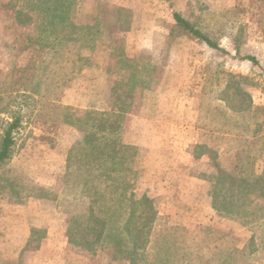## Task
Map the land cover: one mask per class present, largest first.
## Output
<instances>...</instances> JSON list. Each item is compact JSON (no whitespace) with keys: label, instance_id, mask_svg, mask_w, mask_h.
Instances as JSON below:
<instances>
[{"label":"rangeland","instance_id":"obj_1","mask_svg":"<svg viewBox=\"0 0 264 264\" xmlns=\"http://www.w3.org/2000/svg\"><path fill=\"white\" fill-rule=\"evenodd\" d=\"M68 1L69 22L79 29L65 23L55 36L49 14L60 0H0V136L6 122L20 123L13 156L0 169V243L23 206L45 219L54 203L61 217L68 214L67 223L71 218L69 228L91 218L90 228L101 211L119 208L134 166L132 152L119 151L118 140L141 114L133 105L143 90L158 91L162 82L177 101L190 98L197 106L159 111L173 124L196 122L206 130V172L224 170L253 190L251 183L264 178V0ZM121 10L130 12V25ZM176 15L219 49L183 31ZM69 32L74 41L63 38ZM257 193L248 195L250 205L262 207ZM185 198L158 195L161 218L156 213L141 235L149 243L136 264H264V209L255 206L250 222L196 209L194 197ZM118 212L126 225L128 216ZM139 222L134 218L130 229ZM83 231L74 230L79 264H132L117 257L112 244L96 243L95 231Z\"/></svg>","mask_w":264,"mask_h":264},{"label":"crops","instance_id":"obj_2","mask_svg":"<svg viewBox=\"0 0 264 264\" xmlns=\"http://www.w3.org/2000/svg\"><path fill=\"white\" fill-rule=\"evenodd\" d=\"M159 87L158 91L143 90L144 96L137 106L135 103L134 108L132 107L141 109V114L131 119L125 137L118 140L119 151L132 152L131 164L134 166V171H131L133 180L129 183L128 190L121 192L127 193L131 190L129 195H133L135 199L143 197L149 199L159 220L161 218L159 210L162 207L159 205L158 195L171 192L180 194V200L184 202H186L185 196L191 195L194 197L192 207L211 211L210 209L213 210L214 207L210 201L212 187L209 186L210 184L213 186L212 179L216 174L211 175L205 169L208 160L205 154L206 147L211 148V143L206 142V130L200 129L196 122L189 124V121H185L181 125L173 124L159 111V109H197V106L194 101L193 105H189L190 98L184 100L181 95L180 101H177L178 96L170 92L165 82ZM147 109L149 116L146 118ZM169 197L167 195L166 199L169 200ZM202 201L206 203L203 204ZM30 206L21 207L24 212L18 214L17 218L8 220L0 243V264H79V251L69 234L71 218L67 223L68 214L67 216L63 214L65 217H61L53 203L52 215L46 207H43L46 210L45 219L35 218L37 215L30 214ZM52 219L53 222L50 221ZM55 220H57L56 224ZM91 264L108 263L103 259H97Z\"/></svg>","mask_w":264,"mask_h":264},{"label":"trees","instance_id":"obj_3","mask_svg":"<svg viewBox=\"0 0 264 264\" xmlns=\"http://www.w3.org/2000/svg\"><path fill=\"white\" fill-rule=\"evenodd\" d=\"M72 6V2L68 0H60L59 5L55 8L54 14L50 13V25L53 27L54 34L56 36V30L58 26H64L66 23L70 26V29L77 31L79 27L74 24L73 21L69 22V18L71 17L70 8ZM53 10V7H51ZM122 13H124V20L127 25L132 23L131 15L128 10H121V17ZM176 22L178 26L185 32H190L192 35L197 36V38L201 39L204 43L208 46L219 49L218 45L212 43L211 40L201 31L197 30L195 26L185 20L180 15L175 16ZM74 32H69L63 36L66 40L70 39L74 41V37L72 36ZM60 36V35H59ZM42 36L37 37L40 39ZM33 38V37H31ZM58 39H62L60 37H56L55 44L57 43ZM34 43L37 41L31 40ZM40 41V40H39ZM38 41V42H39ZM82 57L79 56L77 53V60L76 62H81ZM251 61H255L253 57L248 58ZM21 80L24 82H29L22 76ZM39 92V91H36ZM19 120L9 121L2 125V133L0 136V169L11 160L14 152L15 146V138L14 134L19 128ZM95 152L93 155L95 156ZM97 179V175L93 176L92 179ZM259 181V182H258ZM213 186L211 190V198H212V205L215 210L225 216L231 217H239V218H246V220L254 221L256 218L257 213H255V206L258 207L259 210L264 209V206L260 207V205H250V200L248 199V195H251V192H256V186L260 183L259 189L261 193H257L258 196L264 197V178H260L259 180L254 181L251 183L253 190L250 187L249 182H247L244 178H239L228 174L226 171L219 169L217 175L212 179ZM126 192V190H125ZM123 192L120 195V199L118 201L122 202L123 204L117 207L108 208L109 210L101 211L103 213L102 218L100 221H96V224L88 227V223L91 218H89L88 223H76L74 226L70 227L69 234L73 243H75L76 239L74 237V230L78 226H83V232H93L95 233V242L105 243L108 242L113 245L116 256L123 257L128 259L132 262V264H136L138 254L147 246L149 243V238L146 240L141 239V235L147 233L148 230L146 229L147 226H152V219L156 218V212L152 205V202L143 197L142 199H135L133 195H127ZM118 203V202H117ZM244 207L243 213H239ZM94 208V207H93ZM123 210L125 212L124 215H127V223H122V216L121 213L118 211ZM112 211V214L108 213ZM118 213V215H117ZM123 215V216H124ZM241 216V217H240ZM140 218L139 223H135V227L133 230L130 229V225L134 224V218ZM248 223V222H247ZM81 224V225H80ZM124 226V229H121V226ZM138 227H141L139 229ZM96 228V229H95ZM143 228V229H142ZM97 232V233H96ZM82 234V235H86ZM95 243V244H96ZM98 245V244H96Z\"/></svg>","mask_w":264,"mask_h":264}]
</instances>
